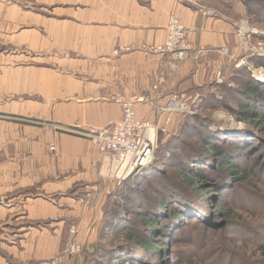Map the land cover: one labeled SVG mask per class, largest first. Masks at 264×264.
Returning a JSON list of instances; mask_svg holds the SVG:
<instances>
[{
    "label": "crops",
    "instance_id": "0c3cea01",
    "mask_svg": "<svg viewBox=\"0 0 264 264\" xmlns=\"http://www.w3.org/2000/svg\"><path fill=\"white\" fill-rule=\"evenodd\" d=\"M21 1L46 6L49 13L20 2L0 5L5 37L42 60L4 72V94L15 100L3 106L11 116L2 121L9 129L3 142L19 149L0 163V264H41L59 250L58 230L29 227V221L55 219L66 207L85 225L84 239L88 225L103 221L101 207H90L93 195L83 191L80 198H65L67 203L26 196L28 187L41 183V190L54 195L97 180L96 145L58 127L89 131L120 121L118 96L159 100L202 93L214 84L219 64L226 65L217 61L221 49L236 43L228 18L205 16L179 0ZM198 1L215 9V0ZM171 16L195 31L192 56L176 69L169 55L149 51L164 43ZM136 111L155 120L146 103H137ZM47 144H57L58 152H44Z\"/></svg>",
    "mask_w": 264,
    "mask_h": 264
},
{
    "label": "rangeland",
    "instance_id": "374dc122",
    "mask_svg": "<svg viewBox=\"0 0 264 264\" xmlns=\"http://www.w3.org/2000/svg\"><path fill=\"white\" fill-rule=\"evenodd\" d=\"M179 1L198 7L205 16L228 18L226 20L233 26L236 43L233 49H221L222 58L217 60L226 63V65L219 64L221 67L215 70V80L212 82L214 84H210L205 91H201L202 93H194L190 97L174 96V98L187 100L193 107V113L174 118V124L166 134L159 132L153 163L141 173L125 181L117 180L110 173H105L104 156L100 146L94 140L86 137V134L92 129L76 131L64 127L57 128L86 138L96 145L100 155L97 180L89 184H75L54 195L41 190L43 184L41 183L28 187L26 196H54L53 200L60 203L65 198H80L83 191L85 196L93 195L90 207H101L99 211H102L104 218L102 217L101 223L97 220L87 226L85 232L89 230V233L86 239L83 234L85 225H81L79 220H74L66 207L60 209L59 217H55V219L39 222L29 221V227L37 226L41 230L59 231L57 239L59 250L41 264H131L130 258L137 255H140L144 262L149 264H189L193 257L198 264H264L263 255L255 254L253 256L254 252L249 251L243 256L244 259L241 262L239 257L234 255L237 251L236 244L234 242L232 244L230 241L237 239L243 249H248L249 245L255 246L256 249L258 245V250L264 249V197L259 202L258 199L252 198L254 196H250L248 185L253 186L252 183L237 185L241 182H234L229 177H220V174H216L219 170L215 172V169L222 168V165L210 160L206 166H200L206 171L204 172L206 177L195 179L199 186L201 183L205 184L200 192L207 197L206 205L203 208L192 204L191 214L184 219L183 224L176 227L182 226L183 230L180 231V235H176L175 243L172 244L170 240L166 243H155L154 250L156 249L157 252L159 249L162 250L152 262L149 260V253L144 250V246L138 244L137 240L140 238L135 239L134 236L135 225L143 218V215L140 214L143 209L139 207L141 199L131 191L137 189L143 182V175L144 178L153 177L160 170L165 173L172 170L178 172L181 169L180 166H172L171 169L168 166L178 158L184 157V153L187 152L186 155L193 153L192 150L195 146L203 145L202 141L207 139L208 133H212L214 136L217 132L226 135V139H229L230 136L248 137L258 146L261 143L259 139L264 140V120H260V124L253 121L245 123L238 121L233 112L239 109L242 104L245 105V96L240 92L249 83L255 81L264 87V0H215V9L204 6L198 0ZM18 2L21 5H26L29 10L42 13L47 8L46 6H33L32 3H25L21 0H0V5L3 7L4 5L18 4ZM3 23V16L0 15V163L9 162V155H13L19 149L14 143L4 144L3 142V134L9 129L5 128L6 124L2 121L11 118L9 114L2 112L5 109L3 106L9 105L12 100H15V96L4 94V72H14L19 67L42 62V60L35 61V56H37L35 52L20 48L15 41L6 38L4 29L7 27ZM194 32L192 30L191 35ZM195 54L193 53V55ZM248 78L249 80H247ZM115 100L120 104L118 99ZM261 110L264 112V107ZM231 141L236 140L231 139ZM52 147L55 149L52 150ZM237 147L241 148L240 153L246 154L248 144L237 145ZM44 152L49 155L56 154L58 152L57 144H47ZM247 160L248 158L241 157L237 163L243 168L247 166ZM210 169L213 170L210 171ZM152 177L150 178L152 179ZM261 182L264 185V176L261 177ZM152 184H155L154 186L159 188V191L163 190L160 188V184L159 186L156 184V181H153ZM142 189L146 190V187ZM260 189L264 192V186H260ZM149 190L148 188L146 192ZM223 207L232 209V212L242 219H235L234 222L228 220L227 216L224 217L220 214ZM197 213L200 216L196 215ZM239 221L246 223L254 230L240 228ZM93 231H95L94 234H91ZM139 249L148 254L143 256ZM225 251H232V254L229 253V258L224 256Z\"/></svg>",
    "mask_w": 264,
    "mask_h": 264
},
{
    "label": "trees",
    "instance_id": "16d2710c",
    "mask_svg": "<svg viewBox=\"0 0 264 264\" xmlns=\"http://www.w3.org/2000/svg\"><path fill=\"white\" fill-rule=\"evenodd\" d=\"M240 93L245 96V105L242 104L239 109L233 111L236 119L245 123L253 121L260 124V120H264V112L261 110L264 107V87L253 81L245 89H242ZM251 132L254 134L253 131ZM226 138V135L217 132L214 136L212 133H208L207 139L202 141L203 145L194 147L192 150L194 154L186 155V152L184 153V157L178 158V160H175L173 164L168 166L169 169L174 166H180L181 169L178 172L172 170L165 173L163 170H160L153 177L149 176L144 178L143 175V182L137 189L131 191L132 194L141 199L139 207L143 209L140 213L143 215V218L138 222L139 224L137 223L135 225L134 236L135 239L140 238L137 240L139 242L138 244L144 246V250L149 253L139 249L141 251L140 254H143V256L148 254L150 261H154L157 254L162 250L159 249L158 252L156 249L154 250L155 243H166L169 240L172 244L175 243V240H177L176 235H180V231L183 230L182 226L179 228L176 227L183 224L184 219L191 214L192 204L203 208L206 205L205 200L207 197L200 192L205 187V184L201 183L199 186L198 182H195V179H198V177H206L204 173L206 171L200 166H206L208 162L214 161L222 165V168L215 169V172L219 170L216 174H220V177H229L234 182H241L237 183V185H241L242 183L248 185L252 183L253 186L248 185V193L250 196H254L251 197L258 199L259 202L264 197V192L260 189V186H264L261 182V177L264 176V140L259 139L261 143L258 146L248 137L230 136L229 139ZM231 139L236 141H231ZM245 143L246 145L248 144V147L244 155L240 153L241 148L237 147V145L242 146ZM254 147L255 149H253ZM174 156L178 157L176 155ZM241 157L248 158L247 166L243 168L237 163V160ZM192 164H195V166H192ZM153 181H156L158 186L160 184V188L163 190L159 191V188L155 187V184H152ZM144 187H146V190L142 189ZM148 188L150 190L146 192ZM219 199H222V197H219ZM220 214L224 217L227 216L228 220H232L233 222L235 219H242L232 212L230 208L223 207ZM196 215L200 216L199 213ZM215 217H217L216 214ZM239 227L250 231L254 230V228L249 227L242 221H239ZM230 241L236 244L237 251L234 255L239 257L241 262H243V256L248 254V251L254 252L253 256L255 254H261L264 258V249L258 250V245L257 249L252 245H249L248 249H243L237 239ZM232 251H225L224 256L229 258V253L232 254ZM130 260L132 261L131 264H149L144 262V259L140 255L131 257ZM194 260H196L195 257H193L189 264H196L197 261Z\"/></svg>",
    "mask_w": 264,
    "mask_h": 264
},
{
    "label": "built area",
    "instance_id": "2783aa9c",
    "mask_svg": "<svg viewBox=\"0 0 264 264\" xmlns=\"http://www.w3.org/2000/svg\"><path fill=\"white\" fill-rule=\"evenodd\" d=\"M192 1V0H190ZM192 28L186 27L177 17L171 16L167 25L164 43L150 50L156 54L170 56L171 68L191 57L193 47L190 40ZM122 105V119L103 129H92L86 137L100 146L104 156L105 173L117 180L125 181L147 169L154 160L157 136L166 134L174 124V118L190 115L193 107L183 98L128 100L118 96ZM137 103H146L155 115V120L139 118ZM52 150L55 148L52 147Z\"/></svg>",
    "mask_w": 264,
    "mask_h": 264
}]
</instances>
